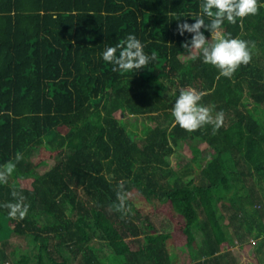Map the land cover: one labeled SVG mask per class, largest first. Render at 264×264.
Wrapping results in <instances>:
<instances>
[{
    "label": "trees",
    "instance_id": "obj_1",
    "mask_svg": "<svg viewBox=\"0 0 264 264\" xmlns=\"http://www.w3.org/2000/svg\"><path fill=\"white\" fill-rule=\"evenodd\" d=\"M201 3L0 0V166L16 163L0 205L14 190L30 205L23 220L0 207V264H179L183 254L186 264H242L226 250L250 239L264 264V7L225 21V35L255 43L228 78L182 47L192 35L178 23H195ZM130 34L156 60L115 72L102 53ZM184 88L223 111V126L179 127L172 109ZM128 115L143 120L140 132ZM40 151L51 163L34 160ZM121 184L126 215L112 207ZM155 200L171 231L150 219ZM13 235L30 247L8 252Z\"/></svg>",
    "mask_w": 264,
    "mask_h": 264
},
{
    "label": "clouds",
    "instance_id": "obj_2",
    "mask_svg": "<svg viewBox=\"0 0 264 264\" xmlns=\"http://www.w3.org/2000/svg\"><path fill=\"white\" fill-rule=\"evenodd\" d=\"M264 4L258 0H202L200 14L192 16L195 23L186 21L178 23L177 32L180 36L185 33L192 35L190 41L183 43L182 47L187 52V57L195 59L202 56L203 63L211 65L219 70L223 77L231 78L243 65L247 66L252 60V49L255 43L240 38H233L231 34L223 33L225 21L229 24L237 23V20L250 15H257ZM176 20H180L177 13H171ZM208 18V23L205 22ZM211 33L209 40L201 30ZM145 45L135 35H128L121 44L115 47H107L103 53V60L113 65L115 72H138L144 69L150 62L156 60L155 54L151 56L144 51ZM203 92L195 88H184L179 91L172 109L175 123L188 132H195L206 125H212L215 132L224 123L223 111L216 112L210 106L201 103ZM22 159L16 156V162ZM16 170V163L9 161L0 166V184H7L9 177ZM14 202H8L0 207L8 209L11 219L23 220L29 211L30 205L25 203L26 197L18 191L12 192ZM117 203L112 207L125 215L131 211L127 206L129 193L125 191L123 184L118 185L116 191Z\"/></svg>",
    "mask_w": 264,
    "mask_h": 264
},
{
    "label": "rangeland",
    "instance_id": "obj_3",
    "mask_svg": "<svg viewBox=\"0 0 264 264\" xmlns=\"http://www.w3.org/2000/svg\"><path fill=\"white\" fill-rule=\"evenodd\" d=\"M123 119H124V122L126 121L128 123L129 129H132V131H135V132H140V129L142 127V121H143L140 117L128 115ZM130 123L133 127L130 125ZM146 124L153 125L154 123L150 122V120H146ZM135 125H136V127H135ZM51 156H53V154H50V153H47L44 151H40V152H38L36 157H34V160H36V161L47 160L49 163H51V161H52ZM176 156H174V155L171 156V165L172 166H175V164L178 160V157H176ZM186 159L187 158H185L183 161H185ZM179 163H183V162L179 161ZM159 206L162 210L158 208ZM152 208L155 209L154 212L152 211L153 213L150 212V210ZM146 210L148 211L150 219L152 221H154L155 227L157 228L158 232H163L164 230L165 231H169V230L171 231L172 230L173 221H171L170 218L166 219L167 218L166 216H168V214L166 213V211H167L166 207L162 206L159 203V201L155 200V201H153V204H150V205L148 204V207ZM142 219L137 220V224H139L140 226L143 225ZM139 236H142V235H139ZM199 239L200 238H198L197 240L199 241ZM253 242H254V240L250 239V241L248 243V244H250L249 246H245L244 248H239L238 246H232L230 248H227L228 250H226V252H229V255L232 254L234 259L237 260L236 262L241 261L242 264H259L255 254L253 253L254 252L253 245H252ZM10 244H11V246H9L8 252L10 250H13L15 253H18V252L21 253L22 250L28 249L30 247V245L26 239H22V238H19L18 236H14V235L10 239ZM188 258L189 257L187 254H183L179 257L177 262L179 264H186L189 262ZM5 264H12V263L7 262ZM77 264H78V262H77Z\"/></svg>",
    "mask_w": 264,
    "mask_h": 264
}]
</instances>
